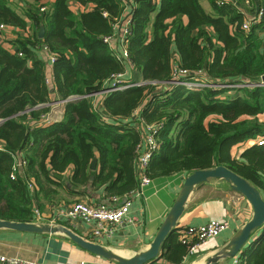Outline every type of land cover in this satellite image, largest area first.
<instances>
[{"label":"trees","instance_id":"obj_1","mask_svg":"<svg viewBox=\"0 0 264 264\" xmlns=\"http://www.w3.org/2000/svg\"><path fill=\"white\" fill-rule=\"evenodd\" d=\"M21 1L20 15L14 0H0V26L16 30L13 52L0 37V220L32 222L35 201H52L59 190L79 196L102 189L110 200L138 189L136 111L143 126L158 128L148 179L224 166L264 198V147L231 155L264 136V86H254L264 76V0H208L210 13L200 0H130L128 10L119 0ZM120 26L128 29L122 41ZM42 49L54 58L52 80L65 102L62 121L50 126L38 125L52 101ZM175 70L192 74L183 81L208 86L171 85ZM130 84L137 86L105 93ZM20 154L27 166L12 178ZM67 172V180L53 177ZM187 252L176 229L158 260L181 264ZM239 261L264 264V228Z\"/></svg>","mask_w":264,"mask_h":264},{"label":"crops","instance_id":"obj_2","mask_svg":"<svg viewBox=\"0 0 264 264\" xmlns=\"http://www.w3.org/2000/svg\"><path fill=\"white\" fill-rule=\"evenodd\" d=\"M200 4L206 12H211L208 0H200ZM15 6L16 12L21 15L23 13L22 1L15 0ZM15 33L16 30L14 31L10 28H6L2 32L1 43L4 48L13 49L11 41L15 39ZM118 49L122 54V47ZM40 56L46 61L47 79L52 90V97H50L52 101L49 104L51 110L41 126H50L62 121L64 102L60 101L56 94L49 54H47L45 49H42ZM174 58L177 61L176 55H174ZM129 74L127 72V75ZM96 97L93 100V105L99 109L101 108L100 98ZM138 114L139 111L134 113L133 121L136 122L141 133L143 125L137 118ZM243 147L242 144L233 147L231 155L237 156L238 153L244 150ZM236 148L238 149L237 152L233 153ZM96 170H98L97 165ZM69 174L71 172L62 174V180H67ZM187 175L188 173L182 172L169 177L152 179L149 185L142 189L140 195H129L131 205L128 217L130 221L118 227L109 239L92 238L90 235L91 226L81 222H74L69 225L71 226L70 230L84 239L98 243L125 258L145 251L154 240ZM82 192L84 195L78 196L59 190L58 195L52 201L42 198L39 203L35 201L32 208L37 207L46 217H50L53 209L61 204L68 205L73 202L83 201L93 205H110L109 199L104 197L102 189H83ZM121 203L122 199H120L118 204ZM38 204H41L42 207H39ZM252 215L253 210L250 203L243 196L232 191L230 185L226 182L210 180L197 186L185 203L184 211L177 222L176 229L202 226L210 220L225 221L227 222V228L217 237L204 242L196 252V257L194 256L192 259L184 258L181 264H205L206 259L223 248L234 234L252 218ZM261 233L262 230L253 237L249 245L254 243ZM250 253L253 255L255 251ZM0 255L34 260L43 264H118L115 261H109L82 250L63 235H36L18 233L6 229H0ZM155 264L167 263L160 259ZM217 264H232V259H223Z\"/></svg>","mask_w":264,"mask_h":264},{"label":"built area","instance_id":"obj_3","mask_svg":"<svg viewBox=\"0 0 264 264\" xmlns=\"http://www.w3.org/2000/svg\"><path fill=\"white\" fill-rule=\"evenodd\" d=\"M128 10L131 5L130 0H119ZM247 1V0H246ZM235 5V4H234ZM45 9H42V11ZM262 16V9H259L255 15L254 22H258L261 20ZM128 16H125V20H127ZM249 22H245L242 26L243 30L248 32L249 31ZM6 29L4 26H0V37L2 40V32ZM120 41H122L125 36L128 34V29L119 27L117 32ZM105 42L110 43L109 39H105ZM11 52L14 49L9 48ZM122 54L119 52V58L124 60L126 58V52L124 46H122ZM21 56V54H19ZM50 62L53 63L54 58L49 55ZM192 74H189L186 71L182 70H175L174 78L171 81V85H179L185 86L187 84L192 85L190 89L194 87H206L205 82H198V83H190L186 80L183 81V77ZM137 86V84H130L127 86H115L108 90L105 93H111L115 91L122 90L123 88H129ZM258 87H263L264 83L261 81L254 85ZM47 117L40 122L41 125L44 123ZM158 128L154 125L143 126L141 129L142 135V143L139 149V156L136 161V173L139 179V186L134 192L130 195H140L142 189L149 185L151 182L145 176V170L147 169L153 155L158 150V140L155 137L156 130ZM252 142V146L257 147H264V136L257 137L253 140H249ZM250 147V146H249ZM4 151V146L0 142V152ZM27 162L24 159L22 154L18 155L15 161V165L12 169L11 177L14 178L17 174L23 173L26 169ZM28 189L30 192L33 193L35 190V184L32 182H28ZM120 201L119 198H112L109 200L110 205H93L90 203H86L83 201L73 202L68 205H60L56 206L53 209L52 215L50 217H46L37 207L32 208V222L35 224H50V225H61L68 229H70L71 224L74 222H81L85 225L91 226L90 235L92 238L102 239L106 238L109 239L114 231L124 225L125 223L129 222V209L131 205V200L129 196L122 198V203L118 204ZM227 228V222L225 221H217V220H210L208 223L198 227H185L183 229L177 230L178 240L186 244L188 246V252L185 258H190L195 256L196 252L200 248V246L209 239H213L217 237L220 233L225 231ZM0 264H43L34 260H24L17 257H6L0 255ZM232 264H240L238 257L232 259Z\"/></svg>","mask_w":264,"mask_h":264},{"label":"water","instance_id":"obj_4","mask_svg":"<svg viewBox=\"0 0 264 264\" xmlns=\"http://www.w3.org/2000/svg\"><path fill=\"white\" fill-rule=\"evenodd\" d=\"M43 32L44 31L41 28L39 30V37L43 36ZM261 83H264V76L261 79ZM95 167L96 162H93L91 168L95 169ZM53 177L57 180L63 179L62 175L55 173H53ZM210 180H222L229 184L230 189L243 196L250 203L253 210L252 218L234 234L223 248L215 252L205 261V264H217L223 259L239 257V255L252 242L253 237L264 228V198L262 193L246 179L240 177L224 166H215L209 169L196 170L189 173L184 179L183 185L172 207L160 225L149 248L145 251L136 253L129 258H125L98 243L86 240L72 230L61 225L0 220V229L36 235H63L82 250L103 259L115 261L118 264H150L159 259L163 244L176 229L177 222L184 211L185 203L189 195L197 186Z\"/></svg>","mask_w":264,"mask_h":264},{"label":"rangeland","instance_id":"obj_5","mask_svg":"<svg viewBox=\"0 0 264 264\" xmlns=\"http://www.w3.org/2000/svg\"><path fill=\"white\" fill-rule=\"evenodd\" d=\"M203 2V1H202ZM14 3H15V0H14ZM204 3V2H203ZM15 8H16V6H15ZM75 9V8H74ZM173 59H174V61H176V59L173 57ZM184 87H187V88H191V87H193L192 85H189V84H187V85H185ZM233 94V91L231 92V95ZM50 97H52V95L50 96ZM52 99V98H51ZM48 116V115H47ZM261 119H263L264 120V117H261ZM252 144V142H249V140L248 141H246L243 145H244V147L243 148H248L249 146H252L251 145ZM237 148L235 149V151L233 150V153H236L237 152ZM196 257V256H195ZM192 258H194V256L193 257H190L189 259H192Z\"/></svg>","mask_w":264,"mask_h":264}]
</instances>
